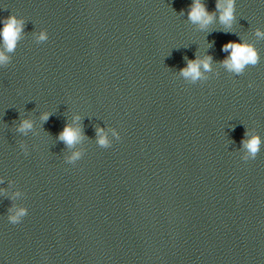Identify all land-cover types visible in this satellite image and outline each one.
Listing matches in <instances>:
<instances>
[{
    "label": "water",
    "instance_id": "water-1",
    "mask_svg": "<svg viewBox=\"0 0 264 264\" xmlns=\"http://www.w3.org/2000/svg\"><path fill=\"white\" fill-rule=\"evenodd\" d=\"M191 3L0 0V28L26 21L0 67V264H128L264 210V144L241 159L246 130L264 140V0H236L230 31L189 23ZM241 40L260 62L236 76L219 62ZM198 55L212 71L193 84L179 73ZM66 124L84 137L73 148L59 140ZM13 205L28 209L17 224Z\"/></svg>",
    "mask_w": 264,
    "mask_h": 264
},
{
    "label": "clouds",
    "instance_id": "clouds-1",
    "mask_svg": "<svg viewBox=\"0 0 264 264\" xmlns=\"http://www.w3.org/2000/svg\"><path fill=\"white\" fill-rule=\"evenodd\" d=\"M184 15L183 10L180 13ZM188 22L198 26L201 31H208L210 26L217 21L223 27L224 31H230L234 22L236 21V0H216L215 11L210 12L207 9L203 0H192L187 10ZM3 27L0 28V67H6L11 63L12 54L16 51L19 42L24 38L26 21L22 17H18L15 14H11L4 18ZM37 43L46 42L48 40V33L46 29H42L39 32L34 31L32 33ZM254 35L257 39H264V30L260 28L254 29ZM224 52L228 53V56L220 61V66L224 68L228 73L239 76L242 75L246 68L249 66H256L260 62V55L253 43L247 40H241V42L229 41L223 46ZM212 57L210 55H204L203 57L197 56L195 60H187L186 67L180 69V76L195 84L201 79H205L204 73L212 71ZM251 87V84L249 85ZM50 113H42L40 119L47 121ZM80 120L79 116L74 117V123ZM33 128V122L30 119L21 120L17 131L27 133V131ZM97 144L101 148H109L112 145L111 140L108 139L104 130L97 127ZM113 136L116 140L120 139L119 133L113 131ZM84 139L80 126L77 124L73 126L66 124L63 131L59 135L66 147L73 148L79 142ZM243 155L241 159L245 162L251 159H255L261 150L264 140L259 134L253 133L250 130L245 131V139L241 141ZM21 149L27 154V147L23 144L20 145ZM83 157L81 151H74L68 157L66 162L68 164H75ZM2 182V181H0ZM20 193H15L14 196H19ZM13 199L14 197H9ZM28 214V209L24 206L13 205L8 210V220L12 224L20 223L23 218Z\"/></svg>",
    "mask_w": 264,
    "mask_h": 264
}]
</instances>
